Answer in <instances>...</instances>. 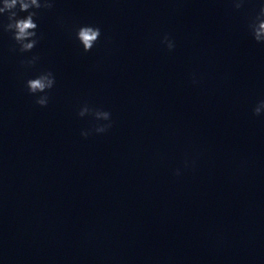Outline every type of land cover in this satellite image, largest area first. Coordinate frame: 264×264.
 Listing matches in <instances>:
<instances>
[{
  "label": "clouds",
  "instance_id": "9594fccd",
  "mask_svg": "<svg viewBox=\"0 0 264 264\" xmlns=\"http://www.w3.org/2000/svg\"><path fill=\"white\" fill-rule=\"evenodd\" d=\"M233 8L240 10L244 7L247 0H231ZM54 0H0V16L7 14V23L0 25L5 32L12 33V39L18 45L21 53L30 52L38 43L37 28L38 25L34 20L37 11L32 9H52ZM20 12H27V16L19 17ZM248 30L252 38L257 42L264 44V3L259 5L258 11L248 22ZM101 30L99 27L90 25L81 26L76 31V38L82 45L85 52L91 51L99 37ZM162 43L166 45L169 51L175 47L174 42L165 35ZM39 60L38 56H32L29 59L22 60L21 64L26 67L34 66ZM197 81L193 79V83ZM55 85V76L51 71L41 72L35 78L26 81V88L31 95L36 96V104L46 107L49 102L48 92ZM264 112V100L260 101L253 108V115L259 116ZM91 115L97 121H107L108 123L98 124L94 131L104 133L111 128V113L101 109L90 108L87 104L80 108L78 116L84 117ZM90 132H82L81 135L87 137ZM187 165V162H185ZM179 175V170L176 171Z\"/></svg>",
  "mask_w": 264,
  "mask_h": 264
}]
</instances>
